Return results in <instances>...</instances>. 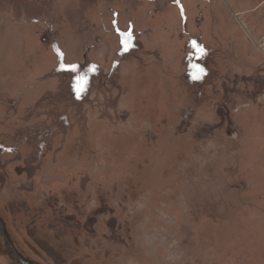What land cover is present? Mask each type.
I'll use <instances>...</instances> for the list:
<instances>
[{"label":"rangeland","instance_id":"1","mask_svg":"<svg viewBox=\"0 0 264 264\" xmlns=\"http://www.w3.org/2000/svg\"><path fill=\"white\" fill-rule=\"evenodd\" d=\"M263 39L264 0H0L14 249L34 264H264Z\"/></svg>","mask_w":264,"mask_h":264},{"label":"flooded vegetation","instance_id":"2","mask_svg":"<svg viewBox=\"0 0 264 264\" xmlns=\"http://www.w3.org/2000/svg\"><path fill=\"white\" fill-rule=\"evenodd\" d=\"M0 235L4 238L7 248L4 249L2 241H0V257L5 258V262L0 261V264H34L28 259L23 258L19 252L14 249L9 236L4 230L3 224L0 222ZM7 258V261H6Z\"/></svg>","mask_w":264,"mask_h":264},{"label":"crops","instance_id":"3","mask_svg":"<svg viewBox=\"0 0 264 264\" xmlns=\"http://www.w3.org/2000/svg\"><path fill=\"white\" fill-rule=\"evenodd\" d=\"M201 48H204L202 45H201ZM205 53L206 54H209V53H211L210 52V49H205ZM238 59H235L234 58V60L237 62L238 60H239V62L238 63H243L245 66L246 65H250V66H247L248 68L249 67H251L252 69H254V70H258V71H260V69H262L263 70V66L262 67H259V64H261L262 62L260 61V62H258V63H254V62H249V61H247V60H245L239 53H238V57H237ZM196 60V59H195ZM195 60H189V59H187V65H188V67L189 68H187V76H188V79L191 81V75H192V71L190 70L191 69V65L193 64H195L196 63V61ZM189 62H190V65H189ZM257 64V65H256ZM206 73H207V75H209V69H206Z\"/></svg>","mask_w":264,"mask_h":264},{"label":"snow or ice","instance_id":"4","mask_svg":"<svg viewBox=\"0 0 264 264\" xmlns=\"http://www.w3.org/2000/svg\"><path fill=\"white\" fill-rule=\"evenodd\" d=\"M193 47H194V48H197L198 46L194 44ZM199 51L202 53V52H203V49H199ZM66 70H68V71H72V72H75L77 69H76L75 66H68V67L66 68ZM85 82H86V81H85Z\"/></svg>","mask_w":264,"mask_h":264},{"label":"bare ground","instance_id":"5","mask_svg":"<svg viewBox=\"0 0 264 264\" xmlns=\"http://www.w3.org/2000/svg\"><path fill=\"white\" fill-rule=\"evenodd\" d=\"M25 175V174H24ZM20 177H23V175L22 176H20Z\"/></svg>","mask_w":264,"mask_h":264},{"label":"built area","instance_id":"6","mask_svg":"<svg viewBox=\"0 0 264 264\" xmlns=\"http://www.w3.org/2000/svg\"><path fill=\"white\" fill-rule=\"evenodd\" d=\"M264 40V39H263ZM263 48H264V45H263Z\"/></svg>","mask_w":264,"mask_h":264}]
</instances>
